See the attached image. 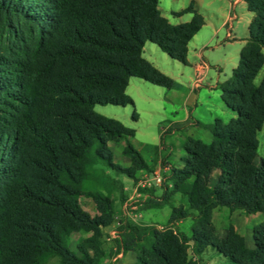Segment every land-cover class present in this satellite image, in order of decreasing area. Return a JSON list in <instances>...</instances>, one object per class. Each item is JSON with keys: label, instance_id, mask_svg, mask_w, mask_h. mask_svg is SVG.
<instances>
[{"label": "trees", "instance_id": "trees-1", "mask_svg": "<svg viewBox=\"0 0 264 264\" xmlns=\"http://www.w3.org/2000/svg\"><path fill=\"white\" fill-rule=\"evenodd\" d=\"M244 2L252 14L248 36L236 67L218 84L235 117L196 121L210 140L185 136L182 167L169 171L187 211L173 209L168 221L190 217L189 235L148 229L152 242L140 248L135 264H200L188 257V242L197 257L211 248L229 264H264V152L257 157L256 138L264 124V75L254 83L264 64V0ZM186 13L190 21L172 25L158 0H0V264L52 258L97 264L100 229L112 207L108 198L83 190L88 168L96 159L114 167L108 143L121 140L131 164L123 173L132 178L145 163L129 142L134 130L94 106L133 107L125 93L130 78L173 86L142 49L149 42L186 65L187 44L204 25L193 3L173 14ZM80 196L93 199L97 215L81 208ZM214 207L263 216L252 229L253 248L232 229L215 235ZM79 232L89 237L76 243L77 255L68 245Z\"/></svg>", "mask_w": 264, "mask_h": 264}, {"label": "rangeland", "instance_id": "rangeland-1", "mask_svg": "<svg viewBox=\"0 0 264 264\" xmlns=\"http://www.w3.org/2000/svg\"><path fill=\"white\" fill-rule=\"evenodd\" d=\"M233 1L158 0L160 14L172 25L188 22L190 15L176 16L173 13L184 9L190 3L204 17L206 26L188 44L189 64L182 65L170 59L156 45L147 42L144 48L145 57L155 63L161 73L173 80V86L165 89L138 78H131L126 93L132 98L133 107L94 106L96 113L117 120L134 130V137L129 142L141 153L145 163V169L135 171L132 178L123 173L131 164L129 158L123 154L125 143L121 140L108 143L115 168L97 159L88 168L83 190L108 198L112 207L109 224L100 229L101 256L97 264H135L140 248H147L152 242L148 229H170L179 231L186 237L189 235L192 225L190 217L176 220L173 224L168 221L173 209L182 207L187 211L183 198L172 190L168 176L171 166L182 167L181 144L185 136L196 137L204 142L210 140L209 132L197 127L196 121L209 124L219 118L226 123L235 117V113L223 104L218 84L230 76L231 67L227 60L231 56L238 59L240 44H226L223 40L231 25L234 26L233 33L239 39L247 35V29L243 21L236 22L234 18L226 25L225 18L228 13L231 17L237 15L242 18L245 13H251L240 6L231 9L229 3ZM213 32H217L215 38ZM147 46L152 48V54ZM201 61L210 65V68L201 75L199 90L193 92L195 65ZM216 63L222 66L221 71L217 69ZM263 75L264 64L254 79L256 85ZM217 78L219 82L215 84ZM208 85L214 88H208ZM133 111L136 114L135 119L132 118ZM186 114L190 117L182 122ZM256 138L257 157L260 158L264 152V124ZM78 202L90 216L98 214L97 205L91 197L80 196ZM262 220L260 213L246 214L243 210H229L225 207H214L211 211L215 235L224 237L232 229L243 238L248 248H253L252 229ZM134 228L137 231L131 234ZM87 237L88 233H72L69 249L77 254L76 243ZM187 246L191 249V242ZM190 249L187 252L188 257L200 264H229L211 248L198 257ZM47 264H57V260L52 258Z\"/></svg>", "mask_w": 264, "mask_h": 264}, {"label": "crops", "instance_id": "crops-1", "mask_svg": "<svg viewBox=\"0 0 264 264\" xmlns=\"http://www.w3.org/2000/svg\"><path fill=\"white\" fill-rule=\"evenodd\" d=\"M198 4V3H197ZM236 6H240V7H242V8H246V4H245V2H244V0H234L233 1V3H229V7L231 8V9H234ZM247 10V9H246ZM248 12V11H247ZM186 14H188V15H190V18L187 20V21H190V19H191V14H189V13H186ZM183 15V14H182ZM162 16V15H161ZM243 17L244 18H242V17H240V16H237V15H235L234 17H231V15H230V13H228V15L226 16V18H225V20L227 21L226 22V25H228L229 24V22L231 21V19L232 18H234V20L236 21V22H238V21H243L244 23H245V27H246V29H247V35L245 36V37H243L242 39H239V38H237L236 37V35H235V33H233V31H234V26L233 25H231L229 28H228V32L225 34V38H224V40H223V42L224 43H226V44H228V43H239L240 44V50H241V48L244 46V44H245V42H246V38H247V36H248V26H249V23H250V21H251V18H252V14L251 15H249L248 13H245L244 15H243ZM204 18V17H203ZM186 21V20H185ZM206 26V24H205V20H204V25H203V27L201 28V30L202 29H204V27ZM198 33H199V31L193 36V38H196L197 37V35H198ZM213 34H214V38H215V36L217 35V32H213ZM192 38V39H193ZM191 39V40H192ZM190 40V41H191ZM190 41L188 42V44L190 43ZM188 44H187V56H186V60H187V64H189V61H188V57H189V50H188ZM146 45V44H145ZM145 45L143 46V49H142V57L145 59V60H147L152 66H154L156 69L158 68L157 67V65L155 64V63H153L149 58H147V57H145V54H144V48H145ZM147 48V50L149 51V52H151V54H152V48L151 47H146ZM239 50V51H240ZM151 58V57H150ZM200 58H202L203 59V57L200 55ZM229 63H230V67H231V71H232V69H234L235 67H236V65H237V63H238V59H237V57L235 56V57H229L228 58V60H227ZM186 64V65H187ZM219 64H217L216 63V67H217V69L219 70V71H221L222 70V66H218ZM209 68H210V65H208L206 62H203V61H201V63H199V64H197V66L195 65V72H196V78H195V80L193 81V84H192V89H193V92H196V91H198L199 90V86H200V84L202 83L201 82V80H202V74H204V71L205 70H209ZM158 70V69H157ZM162 71V70H161ZM200 74V75H199ZM131 79V78H130ZM129 79V80H130ZM218 79V78H217ZM225 81V80H224ZM219 82V79L218 80H216V82H215V84L216 83H218ZM221 82H223V81H221ZM220 82V83H221ZM128 87H129V81H128V85H127V87H126V89H125V93L127 92V89H128ZM208 88H214V86H212V85H208ZM219 92H220V90H219ZM127 94V93H126ZM128 95V94H127ZM219 96H220V93H219ZM130 97V96H129ZM131 98V97H130ZM221 98V97H220ZM132 99V98H131ZM191 100H192V98H191ZM190 116H189V114H186V117L184 118V120L182 121V122H184L185 120H187L188 118H189ZM176 123H179V122H176Z\"/></svg>", "mask_w": 264, "mask_h": 264}]
</instances>
